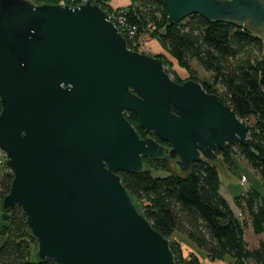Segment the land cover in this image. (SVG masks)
I'll list each match as a JSON object with an SVG mask.
<instances>
[{
    "label": "water",
    "instance_id": "1",
    "mask_svg": "<svg viewBox=\"0 0 264 264\" xmlns=\"http://www.w3.org/2000/svg\"><path fill=\"white\" fill-rule=\"evenodd\" d=\"M93 1L0 0V152L12 175L1 207L22 210L40 261L174 264L116 173L153 158L185 174L246 143L249 128L199 83L178 84L160 59L128 49ZM162 1L168 24L197 15L264 26L262 0Z\"/></svg>",
    "mask_w": 264,
    "mask_h": 264
},
{
    "label": "trees",
    "instance_id": "2",
    "mask_svg": "<svg viewBox=\"0 0 264 264\" xmlns=\"http://www.w3.org/2000/svg\"><path fill=\"white\" fill-rule=\"evenodd\" d=\"M94 4L107 15L115 8L110 0H95ZM118 8L127 9L126 22L136 26L137 38L148 35L157 41L187 72L191 71L190 63L196 61L205 72L212 74L211 85L222 87L217 95L220 101L249 128L246 143L227 145L217 156L227 170H233L231 150L235 149L236 156L260 178L264 189V40L247 22L206 21L192 15L179 23L168 24L162 0H129L128 5ZM123 37L130 48L131 42ZM159 56L166 58L163 54L156 55L158 59ZM199 84L207 93L214 94L210 86ZM125 115L132 126L135 122L133 128L143 138L142 134L148 132L139 128L132 113ZM144 159H149L152 167L168 171L169 160ZM3 168L0 198L8 194L12 182L5 162ZM116 174L133 200L141 201V212L152 228L168 241L175 232H182L212 260L229 256L234 261L232 264H248V261L264 264V240L253 249L247 248L243 226L219 192V170L214 162L201 159L182 175L168 172L167 176H153L144 169V163L140 173ZM239 199L253 234H264V193L249 188ZM7 211L11 217L6 220L1 216L0 264H58L52 259H37L32 247L36 240L30 234L22 210L13 207ZM2 212L6 211L2 209ZM169 246L174 264H201L196 257L183 259L170 241Z\"/></svg>",
    "mask_w": 264,
    "mask_h": 264
},
{
    "label": "rangeland",
    "instance_id": "3",
    "mask_svg": "<svg viewBox=\"0 0 264 264\" xmlns=\"http://www.w3.org/2000/svg\"><path fill=\"white\" fill-rule=\"evenodd\" d=\"M30 1V0H29ZM34 5H42V4H49L50 0H31ZM74 0H64L61 1L58 4H65L69 6H74ZM75 2H80V0H75ZM54 4V5H58ZM118 8V7H117ZM113 12V11H112ZM112 12H109V15H112ZM254 33L259 36L261 39L264 40V26L259 29H254ZM152 39L150 38L148 41H143L141 44L134 46L131 45L130 50L140 53V54H146L150 56L156 57L158 54H152L151 49L147 45L149 41ZM133 44V43H132ZM151 44L155 45L158 48V51L160 54H163L166 58H163L161 56L160 59L164 63V70L169 75V77L172 80H175L178 84H182L183 82L187 80H193L197 83H204L208 86H210L211 91L215 95H219L221 93L222 87L219 86V84L212 86L211 80H212V74L209 72H205L200 65L196 61H192L190 63L191 71L187 72L184 70L183 67H181L177 62H175L163 49L161 48L160 44L152 40ZM129 48V47H128ZM0 112H1V101H0ZM126 116V115H125ZM135 128V122L133 121V126ZM143 138L145 139L149 135L147 133L142 134ZM162 143V142H161ZM164 144V143H162ZM165 146L167 144H164ZM169 145H167V148ZM236 150H231V158L233 159V162L235 164V169L233 170H227V168L222 164L221 159L217 156V159L214 161L216 167L219 170V177H220V184H219V192L223 196V198L226 200L227 204L231 208L234 215L237 217V219L240 221L241 225L243 226L244 231V240L246 243V246L248 249H253L257 247L259 241L264 240V234L262 235H255L253 234L249 222L247 219V216L245 214V211L243 210L242 203L240 201V197L243 193H245L246 190L249 188H254L255 190L259 192L264 193V189L261 184L260 178L253 172V170L239 157L236 156ZM144 159V158H143ZM6 158L2 152H0V179L2 176V173L4 171L3 165ZM144 169L150 172L153 176H167L168 172L170 174H178L182 175L175 164L174 161L169 160L168 162V171H165L158 167H152L150 164L149 159H144ZM242 177L246 178V183L244 186L241 185V179ZM3 198H0V226H2L3 221L1 216L3 215L4 218L11 217V214L9 211L2 212V203ZM135 204L139 207L140 211L142 209V203L141 201H138L134 199ZM169 241L172 243V246L175 250H177L183 259L188 260L189 257H196L197 260L201 264H232L234 261L229 256H224L222 259H210L206 253L197 246V244L193 241H191L189 238L186 237L185 234L182 232H175L172 237L169 239ZM33 251L36 253L38 251V244L37 241H35L32 245ZM248 264H254L251 261H248Z\"/></svg>",
    "mask_w": 264,
    "mask_h": 264
},
{
    "label": "built area",
    "instance_id": "4",
    "mask_svg": "<svg viewBox=\"0 0 264 264\" xmlns=\"http://www.w3.org/2000/svg\"><path fill=\"white\" fill-rule=\"evenodd\" d=\"M85 1L87 0H80V2H75L74 0V2H70V3H74V6H76V5L84 3ZM62 5H65V4H62ZM112 11H113L112 15L111 16L108 15L109 20L112 22V24L115 26V28L118 30V32L122 36L124 35L125 37H127V39L131 42L132 46H134L135 44L139 45L141 44V42L148 41L150 39L148 35H142L139 38L136 37V26L129 25L126 22L127 9L114 8ZM245 183H246V178L242 177L241 185L244 186Z\"/></svg>",
    "mask_w": 264,
    "mask_h": 264
},
{
    "label": "crops",
    "instance_id": "5",
    "mask_svg": "<svg viewBox=\"0 0 264 264\" xmlns=\"http://www.w3.org/2000/svg\"><path fill=\"white\" fill-rule=\"evenodd\" d=\"M128 3H129V0H110V5L115 8L126 6L128 5ZM151 41H149L147 48L149 47L151 49L152 54H160L158 51V48L155 45L151 44Z\"/></svg>",
    "mask_w": 264,
    "mask_h": 264
},
{
    "label": "flooded vegetation",
    "instance_id": "6",
    "mask_svg": "<svg viewBox=\"0 0 264 264\" xmlns=\"http://www.w3.org/2000/svg\"><path fill=\"white\" fill-rule=\"evenodd\" d=\"M126 114V113H125ZM125 114H124V117H125ZM129 123V122H128ZM130 124V123H129ZM131 125V124H130ZM132 126V125H131ZM135 130V129H134ZM143 131V130H142ZM149 136L148 137H146L145 139H147V138H151V139H153V140H155L150 134H151V132H148L147 133ZM153 134V133H152ZM154 135V134H153ZM139 136V135H138ZM155 136V135H154ZM140 137V136H139ZM140 139H144V138H141L140 137ZM157 139V138H156ZM156 141V140H155ZM157 142V141H156ZM163 143V142H162ZM160 145H162L161 143H159ZM166 144V143H165ZM168 145V144H167ZM164 148H165V152H168V150L170 149V146L167 148L166 146H164V145H162ZM175 162V161H174ZM143 163V162H142Z\"/></svg>",
    "mask_w": 264,
    "mask_h": 264
}]
</instances>
